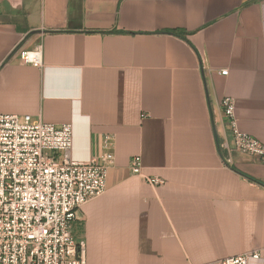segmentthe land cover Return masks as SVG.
Masks as SVG:
<instances>
[{"label":"crops","instance_id":"0c3cea01","mask_svg":"<svg viewBox=\"0 0 264 264\" xmlns=\"http://www.w3.org/2000/svg\"><path fill=\"white\" fill-rule=\"evenodd\" d=\"M37 45L42 66L12 54ZM225 96L264 143V0H0V113L70 123L75 161L112 141L78 211L87 264H264V164L222 161Z\"/></svg>","mask_w":264,"mask_h":264},{"label":"built area","instance_id":"2783aa9c","mask_svg":"<svg viewBox=\"0 0 264 264\" xmlns=\"http://www.w3.org/2000/svg\"><path fill=\"white\" fill-rule=\"evenodd\" d=\"M12 54L20 63L43 64L40 45L19 47ZM220 106L231 138L216 136L222 161L230 165L233 155L239 154L264 164V143L238 128L233 98L223 97ZM72 141L70 123L0 113V264H87L84 243L76 233L78 211L104 192L114 153L110 136H105L99 157L75 161ZM128 166L152 186L163 183L160 177L142 173L140 155L132 156ZM257 258L256 251L244 252L216 264H251Z\"/></svg>","mask_w":264,"mask_h":264}]
</instances>
